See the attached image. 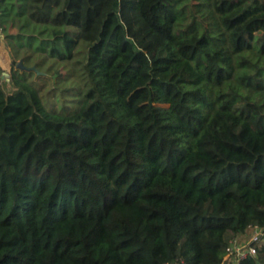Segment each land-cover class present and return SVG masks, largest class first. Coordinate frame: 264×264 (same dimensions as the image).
<instances>
[{
    "label": "trees",
    "instance_id": "1",
    "mask_svg": "<svg viewBox=\"0 0 264 264\" xmlns=\"http://www.w3.org/2000/svg\"><path fill=\"white\" fill-rule=\"evenodd\" d=\"M0 28V264H220L264 228V0H0Z\"/></svg>",
    "mask_w": 264,
    "mask_h": 264
},
{
    "label": "built area",
    "instance_id": "2",
    "mask_svg": "<svg viewBox=\"0 0 264 264\" xmlns=\"http://www.w3.org/2000/svg\"><path fill=\"white\" fill-rule=\"evenodd\" d=\"M248 229L249 237L245 241L240 242L238 235L229 238L220 264H239L246 257L256 255L257 247L264 241V228L250 225ZM165 264H184V261L176 259L173 263L166 262Z\"/></svg>",
    "mask_w": 264,
    "mask_h": 264
},
{
    "label": "crops",
    "instance_id": "3",
    "mask_svg": "<svg viewBox=\"0 0 264 264\" xmlns=\"http://www.w3.org/2000/svg\"><path fill=\"white\" fill-rule=\"evenodd\" d=\"M0 67L3 71L2 76H5L4 72L8 73L11 69L9 49L6 47V42L2 34H0Z\"/></svg>",
    "mask_w": 264,
    "mask_h": 264
},
{
    "label": "rangeland",
    "instance_id": "4",
    "mask_svg": "<svg viewBox=\"0 0 264 264\" xmlns=\"http://www.w3.org/2000/svg\"><path fill=\"white\" fill-rule=\"evenodd\" d=\"M0 34H1V30H0ZM11 67H12V64H11ZM8 74H9V76H10V71L8 72ZM2 77L4 78V79H2ZM1 77V80H2V84L4 85V87L7 89V85H8V83H7V81H6V76H2ZM9 80V79H8ZM249 237V232H248V234L246 233V235H244V236H240V242L241 241H245L247 238ZM228 264H230V263H228Z\"/></svg>",
    "mask_w": 264,
    "mask_h": 264
},
{
    "label": "water",
    "instance_id": "5",
    "mask_svg": "<svg viewBox=\"0 0 264 264\" xmlns=\"http://www.w3.org/2000/svg\"><path fill=\"white\" fill-rule=\"evenodd\" d=\"M17 67H19V68H24V66L22 65V62L21 61H18L17 62ZM4 74H5V76L7 77L6 78V81H7V83H8V79H9V74L7 73V72H4ZM2 79H4L3 77H2Z\"/></svg>",
    "mask_w": 264,
    "mask_h": 264
}]
</instances>
